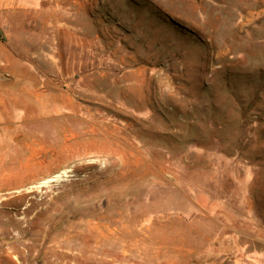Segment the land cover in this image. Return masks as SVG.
Segmentation results:
<instances>
[{"label": "rangeland", "instance_id": "obj_1", "mask_svg": "<svg viewBox=\"0 0 264 264\" xmlns=\"http://www.w3.org/2000/svg\"><path fill=\"white\" fill-rule=\"evenodd\" d=\"M56 3L101 64L0 118V264H264V0Z\"/></svg>", "mask_w": 264, "mask_h": 264}, {"label": "crops", "instance_id": "obj_2", "mask_svg": "<svg viewBox=\"0 0 264 264\" xmlns=\"http://www.w3.org/2000/svg\"><path fill=\"white\" fill-rule=\"evenodd\" d=\"M0 33V118L70 117L74 100L65 84L98 72L94 39L58 21L56 0H0Z\"/></svg>", "mask_w": 264, "mask_h": 264}, {"label": "bare ground", "instance_id": "obj_3", "mask_svg": "<svg viewBox=\"0 0 264 264\" xmlns=\"http://www.w3.org/2000/svg\"><path fill=\"white\" fill-rule=\"evenodd\" d=\"M82 235V234H81ZM89 240V239H88ZM99 241V240H98ZM119 241V240H118ZM88 242V241H87ZM99 244H100V242H99ZM98 247H100V246H98ZM98 249V248H97ZM83 252V251H82ZM85 253V252H84ZM101 254V253H100ZM97 255V254H96ZM67 256V255H66ZM70 256V255H69ZM80 256H83V255H80ZM74 258V257H73ZM76 258V257H75ZM67 260H68V258H67ZM95 261V260H94Z\"/></svg>", "mask_w": 264, "mask_h": 264}, {"label": "trees", "instance_id": "obj_4", "mask_svg": "<svg viewBox=\"0 0 264 264\" xmlns=\"http://www.w3.org/2000/svg\"><path fill=\"white\" fill-rule=\"evenodd\" d=\"M1 34V33H0Z\"/></svg>", "mask_w": 264, "mask_h": 264}]
</instances>
